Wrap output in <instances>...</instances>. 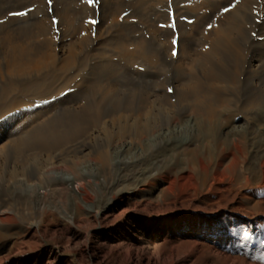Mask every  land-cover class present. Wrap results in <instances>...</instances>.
<instances>
[{
	"label": "bare ground",
	"instance_id": "bare-ground-1",
	"mask_svg": "<svg viewBox=\"0 0 264 264\" xmlns=\"http://www.w3.org/2000/svg\"><path fill=\"white\" fill-rule=\"evenodd\" d=\"M5 3L0 2V15L5 13ZM60 3H54L57 14ZM172 3L175 11L183 14L180 0ZM132 4L123 6L127 9ZM230 4L231 10L216 20L212 31L202 27L197 34L189 31L190 36L187 25L177 20L180 51L200 49L187 67L166 71L170 64L165 59L172 61L176 49L172 34L169 44L156 34L147 41V53L151 58L158 56L156 61L162 66V78L157 82L154 77L144 78L145 74L136 81L118 71L117 62H104L101 55L96 56L100 62L87 72L85 82L90 83V90L83 98L91 92L99 98L95 115L84 128L82 144L78 142L82 156L74 159L67 149L27 154L22 147L18 148L19 158L8 153L0 172V238L9 237L20 204L30 205L32 228L52 204L69 224L77 227L78 222L92 218L97 222L94 232L108 236L106 250L90 254L91 261L118 252L120 264L261 263L264 220H256L255 225L251 221L253 213L264 215V19L254 24L250 9L260 5L264 10V0H232ZM83 8V13L92 12ZM100 9L101 17L111 11L109 5ZM9 23L0 25V31ZM254 26L259 28L256 34L262 36L263 40L257 37L262 42L250 37ZM77 49L69 47L64 53L62 46L65 64L79 61ZM4 51L8 53V59L2 56L6 68L20 75L24 70L22 44L9 37ZM132 55L126 54L125 60ZM55 62L56 57L50 55L48 63ZM109 73L113 87L101 84ZM128 79L132 84L125 87L122 83ZM150 80L154 83L151 87L147 84ZM173 83L174 96L167 92ZM156 85L166 91L154 92ZM148 89L152 90L149 95ZM23 103V111L30 114L41 115L47 109L32 110L28 102ZM18 105L21 102L12 105V111ZM183 116L185 125L170 131L171 124ZM186 143L198 151L196 162L190 159L193 151L184 146ZM181 147L186 153L185 164L165 161L168 152L174 154ZM252 182L256 186L241 192ZM35 209L40 211L39 219ZM247 210L252 216H247ZM85 237L91 244L90 232ZM85 255L80 252V262L85 261ZM14 264H28V260L20 258ZM64 264L74 263L65 258Z\"/></svg>",
	"mask_w": 264,
	"mask_h": 264
},
{
	"label": "rangeland",
	"instance_id": "rangeland-1",
	"mask_svg": "<svg viewBox=\"0 0 264 264\" xmlns=\"http://www.w3.org/2000/svg\"><path fill=\"white\" fill-rule=\"evenodd\" d=\"M3 1H6L5 13L0 15V25L10 23L0 31V172L2 162L7 160L8 153H13L15 158H19V147H22L27 154L31 152L43 154L48 151L67 149L74 159L82 156V152H78L77 147L82 144L84 128L90 125L89 121L96 112L95 101L99 98L98 93L92 92L91 96L87 97L89 99L83 98L84 93L90 90V83L85 81L89 68L99 64L100 61L98 62L97 58L100 55L104 62H117V70L124 71L128 77L136 81L145 74L144 78L154 77L157 82L159 78H162V66L156 61L158 56L151 58L150 53H147L149 51L147 41L151 40L153 35H159L165 42L167 40L166 44H169V36H174V41L172 40L171 43L176 49L171 53L172 61L161 55L171 66H167L166 71L176 66L187 67L200 49L192 50L193 52L190 51V53L185 49L183 52L180 51L177 20L186 24L187 33L193 36L191 32L197 34L202 27L206 28V31H212L216 20L232 8L230 4L232 0H180L179 4L184 8L183 14L175 11L172 0H0V2ZM55 2H61L57 4L58 14L55 13ZM126 2L133 4L126 9L123 6ZM102 5L105 7L109 5L111 8L105 17H101ZM85 6L92 12L83 13ZM252 7L250 11L253 12V22L259 25L264 19V10L260 5ZM123 8L124 11H122ZM225 9L227 11H224ZM9 25L12 26L9 27ZM47 27H49L48 31H46ZM128 27H132V30ZM254 29L250 37L253 41H261L259 39H262V36L256 34L259 28L256 26ZM9 37L21 43L24 49L22 58L24 70L20 75L11 74L2 57L4 54L8 59V53L6 51L2 53V50ZM62 46L64 53L69 47L75 49L79 47L76 51L81 60L65 64V57L60 54ZM131 52H133L132 58L125 60L126 54ZM50 55L56 57L57 63L55 62L54 65L48 63ZM153 59H155L154 62ZM106 75L101 84L113 87L115 83L109 81L112 79L111 73ZM184 77L188 80V73H185ZM129 79L123 81L122 84L125 87L131 86L133 80L130 79L131 82ZM151 81L147 83L149 87L154 84ZM153 88L154 92L159 94L166 91L160 85ZM180 89L184 88H179V91ZM174 90L176 86L173 83L167 92L172 95ZM150 92L152 90L148 89V95ZM176 93L179 92L176 91ZM19 102L21 105L15 108L16 116H10L15 111H12L11 106ZM23 102H28L32 110L47 107L52 111L48 113L46 109L41 115L34 112L30 114L29 111H23L22 107L25 104ZM39 117L40 119H37ZM185 120V116L178 118L177 124H171L170 131L177 126H184ZM184 146L193 151L190 159L197 161L198 151L193 149V145L186 143ZM211 149L212 146L209 151L213 152ZM175 152L174 154L168 152L170 155L167 154L168 159L165 158V161L173 164L178 160L185 164L187 160L183 147ZM66 165L69 166V164ZM256 172L252 173L258 174ZM253 183L241 189V192L256 186V183ZM200 195L201 193L198 192V196ZM51 205L45 207L46 212L41 215L36 228H32L30 224L34 220L29 216L30 205L28 203L19 205L18 211L14 213L16 222L9 226L7 232L9 237L0 238V264H14L20 258L28 260V264H40L43 261L46 264H64L65 258H69L74 264H120L118 252L100 258L99 261H91L90 254L106 250L109 243L107 235H97L94 232L97 222L90 218L89 222L80 221L79 226L75 227L69 224L60 209ZM35 212V217L39 219V209H35ZM249 212L247 210V216ZM257 213H253V216L250 214L254 218L251 221L253 225L256 220H264V215ZM19 215L23 217V220L19 219ZM253 229L256 230V226ZM89 232L91 244L85 237L89 235ZM65 245L73 249L62 250ZM86 246H90V250L87 251ZM81 251L86 254L84 262L79 261ZM57 256L61 257V260H58ZM260 264H264V259Z\"/></svg>",
	"mask_w": 264,
	"mask_h": 264
},
{
	"label": "snow or ice",
	"instance_id": "snow-or-ice-1",
	"mask_svg": "<svg viewBox=\"0 0 264 264\" xmlns=\"http://www.w3.org/2000/svg\"><path fill=\"white\" fill-rule=\"evenodd\" d=\"M225 11H227V9H225ZM18 15H22L23 13H17ZM175 54V53H174Z\"/></svg>",
	"mask_w": 264,
	"mask_h": 264
}]
</instances>
